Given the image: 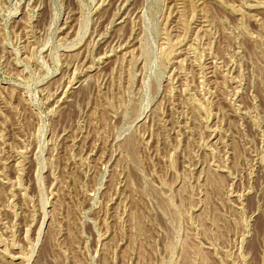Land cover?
Listing matches in <instances>:
<instances>
[{"label":"rangeland","instance_id":"rangeland-1","mask_svg":"<svg viewBox=\"0 0 264 264\" xmlns=\"http://www.w3.org/2000/svg\"><path fill=\"white\" fill-rule=\"evenodd\" d=\"M0 264H264V0H0Z\"/></svg>","mask_w":264,"mask_h":264}]
</instances>
